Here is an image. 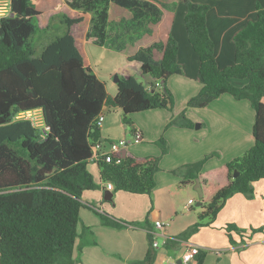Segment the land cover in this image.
Here are the masks:
<instances>
[{"label":"trees","instance_id":"trees-1","mask_svg":"<svg viewBox=\"0 0 264 264\" xmlns=\"http://www.w3.org/2000/svg\"><path fill=\"white\" fill-rule=\"evenodd\" d=\"M184 1L186 31L199 57L202 86L188 100L187 108L172 116L165 130L173 126L193 127L187 109L204 108L230 94L237 100H248L255 110V141L243 155L212 171L226 181L199 214V220L180 235L182 239L210 225L234 194L252 197L254 183L264 179V6L258 4L257 18L236 33L234 63L220 68L207 21L210 5ZM39 14L31 0H11V12L0 17V264L77 263L74 254L80 235L83 193L99 187L88 168L93 146L103 141L98 116L107 107H119L124 113L123 123L135 133L127 115L157 108L173 111L175 96L167 80L183 72L178 60L179 43L171 35L158 63L152 62L145 50L129 58L141 62L143 74L164 80L163 88H148L135 76L119 75L117 93L113 95L77 44L73 27L82 23L84 16L64 14V33L46 43L37 54L33 36L38 31ZM100 17L104 22V15ZM235 80L245 83L239 85ZM34 109L42 110L49 126L47 132L29 119L17 118ZM156 143L161 148L159 156L139 157L128 152L123 157L111 153L95 160L101 179L113 184V195L118 191L152 194L155 173L161 170L162 156L169 151L164 134ZM213 155L207 154L172 172L182 174L184 182L199 178L205 162ZM97 213L105 226L126 225L115 217ZM225 229L231 243H235L232 231L244 236L234 223L226 224ZM149 241L145 257L134 264H154L157 252L153 234H149ZM174 242L167 240L165 246ZM206 255L201 249L195 263L183 264H203Z\"/></svg>","mask_w":264,"mask_h":264},{"label":"crops","instance_id":"crops-1","mask_svg":"<svg viewBox=\"0 0 264 264\" xmlns=\"http://www.w3.org/2000/svg\"><path fill=\"white\" fill-rule=\"evenodd\" d=\"M193 1L210 5L207 21L219 67L233 64L236 51L234 37L250 21L257 18L256 7L258 4L264 6V0ZM33 2L37 3L39 15L45 14V11L63 10L64 14L84 16L79 14L84 12L78 11L81 5L77 0ZM92 4L93 6L90 5L94 8L95 4ZM130 11L133 13L134 22L131 23L133 19L125 20L128 22L126 26L133 24L131 34L134 38V49L119 53L110 50L111 60L116 65L102 69L103 63L98 58L101 50L94 48L98 47L95 42L85 39L84 45L79 47L87 63L105 81L109 93L113 95L117 93V82L108 78L116 74L135 76L148 88L160 90L163 88L161 80L143 74L141 62L129 58L139 50H145L150 60L158 63L168 37L173 35L179 43L178 60L183 72L171 75L167 86L176 97L180 92L182 104L175 108L178 105L175 102L173 111L157 108L143 111L140 115H131L133 126L142 134V140L134 141L133 144L128 141L127 153L131 152L139 157L161 155V148L156 140L162 134L169 144L168 153L160 161L161 170L155 173L156 187L152 194L118 191L113 195V202L106 200L105 191L109 188L101 179V169L95 160L89 162L88 168L99 187L83 193L80 235L74 254L76 264H134L142 260L150 248L149 234H153L154 240L158 242L154 264H178L191 246H199L207 252L203 264H264V179L254 183L252 197L243 193L234 194L227 199L210 225L200 227L185 239L179 238L199 220V214L226 181L223 177L213 175L212 171L243 155L254 145L255 110L248 100H237L230 94H224L204 108L187 110V116L195 125L197 122L198 127L173 126L165 130L172 116L182 112L187 101L202 86L199 57L188 40L186 26L183 24L185 1L110 0L108 9L101 10L100 16L104 15L108 24L110 13L119 12L122 15ZM114 18L123 23V17ZM106 37L107 34L101 33V44ZM117 63L123 66L122 70H117ZM235 83L243 85L245 81L235 80ZM104 111L107 115L101 127L103 141L111 143L126 138L131 128L123 124V110L119 107H107ZM210 153L214 155L205 162L201 177L184 182L182 174L172 172L186 163L201 160ZM123 192L128 194H122ZM190 192L198 193V197L189 196ZM119 199H122L121 202L127 199L126 208L118 206ZM190 199L194 203L189 204ZM97 212L122 220L126 225L122 228L105 226ZM158 220L165 223L164 228L156 226ZM228 223H234L244 231V236L232 231L235 243L230 242L225 229ZM252 229L259 230L252 232ZM167 240L175 242L167 248Z\"/></svg>","mask_w":264,"mask_h":264},{"label":"rangeland","instance_id":"rangeland-1","mask_svg":"<svg viewBox=\"0 0 264 264\" xmlns=\"http://www.w3.org/2000/svg\"><path fill=\"white\" fill-rule=\"evenodd\" d=\"M32 3L37 7V3L33 2L35 0H31ZM73 1V0H72ZM79 5H81V8L78 9L79 12H84V13H79V14H84L85 21L79 25L74 26V34L77 40V43L80 47L84 45L85 39H88L90 42L93 41L95 42L98 47H94L95 49L101 50L99 53L98 52V58L101 60L103 64H101L102 69H107V66H113L116 65V62L114 60H111V54H109L110 50H114L116 52H125V51H132L134 49V44L133 40L134 38L132 37V32H133V24L130 25L129 27L126 26L128 25V22L126 20L133 19V13L132 11L126 12V14L120 15L119 12L110 13L109 17V22L107 24V18L103 22L102 18L100 17V11L103 9H108L110 0H77ZM93 6L92 3H94V8L91 7ZM40 4V3H39ZM90 5V6H88ZM43 6V5H42ZM98 7V8H96ZM45 9V7H43ZM107 12V11H106ZM65 12L63 10L60 11H45V14L38 15L36 17V23L38 25V31L36 34L33 36V43H35V46L37 48V54H40L42 48L46 43L51 41L54 37L57 35H61L64 33L66 30V25L61 22L62 16L64 15ZM120 16V17H119ZM122 18L123 23L115 20V18ZM128 18V19H126ZM126 19V20H125ZM125 20V21H124ZM134 22V19L132 20L131 23ZM183 24H185V20H183ZM101 33L102 34H107V37L104 41L103 44H101ZM104 61V62H103ZM106 67H105V66ZM117 70H122L123 66H120L119 63H117ZM99 69V68H97ZM100 70V69H99ZM103 71V70H101ZM106 73V71H104ZM108 75V74H106ZM109 77V76H108ZM111 81H114V77L108 78ZM182 96L180 92H178L177 97L175 96V102L178 104L175 108H178L182 104L181 100ZM188 102V101H187ZM187 108H184V110ZM174 109V108H173ZM168 110V109H167ZM187 110H190L187 109ZM171 111V110H169ZM183 111V110H182ZM143 111L141 112H135L131 113L128 116L129 119H131V115H140L142 114ZM105 117L107 115V112L104 111ZM122 116H124V113L122 111ZM132 121V120H131ZM133 122V121H132ZM124 126H128L125 123H123ZM197 122H196V127H197ZM127 141H130L129 144H133L134 142V133L129 131L126 135V138H124ZM122 194H128V193H122ZM189 196L193 197H198V193L195 192H190L188 194ZM127 196V195H124ZM188 196V197H189ZM122 199H119V205L118 206H123L122 208H126L127 206V199H125L123 202H121ZM125 206V207H124ZM194 207L197 208L196 204H194ZM144 223V222H143Z\"/></svg>","mask_w":264,"mask_h":264},{"label":"built area","instance_id":"built-area-1","mask_svg":"<svg viewBox=\"0 0 264 264\" xmlns=\"http://www.w3.org/2000/svg\"><path fill=\"white\" fill-rule=\"evenodd\" d=\"M11 12V0H0V17L8 15ZM17 118H26L33 122V124L41 129L44 130V132H47L49 130V126L45 124L43 113L41 109H34V110H28L25 112L20 113ZM105 120V114L102 112L98 118L97 123L99 127H102L103 122ZM142 140V134L139 131H135L134 133V141L140 142ZM128 141L125 139H120L115 142L111 143H105L103 141L96 142L93 146V154H92V160H99L102 156H105L107 154L111 153H119L121 155L122 149L126 148L128 146ZM106 187L110 190L113 189V184L111 182H106ZM189 204L194 203L193 199H190L188 201ZM156 226L159 228H164L165 223L162 221H156ZM154 246H158V242L154 240ZM201 248L199 246H191L189 247L186 252L182 256V261L184 263L187 262H195V256L199 253Z\"/></svg>","mask_w":264,"mask_h":264},{"label":"water","instance_id":"water-1","mask_svg":"<svg viewBox=\"0 0 264 264\" xmlns=\"http://www.w3.org/2000/svg\"><path fill=\"white\" fill-rule=\"evenodd\" d=\"M114 81H115V82H118V81H119V75H118V74H116V75L114 76ZM164 82H165L164 80H161V83H162V84H164ZM197 127H198V125H197ZM126 154H127V148L122 149V151H121V155L124 157V156H126ZM238 174H239V172L236 171L235 174H234V176L237 177ZM112 197H113V191L110 190V189H107V190L105 191V196H104V198H105L106 200H111ZM178 264H183L182 259H180V260L178 261Z\"/></svg>","mask_w":264,"mask_h":264}]
</instances>
